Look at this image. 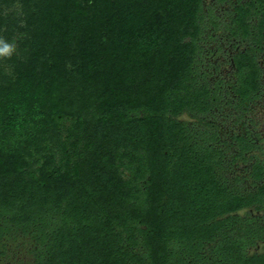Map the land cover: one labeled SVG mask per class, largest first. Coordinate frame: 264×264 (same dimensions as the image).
Instances as JSON below:
<instances>
[{
    "label": "trees",
    "instance_id": "trees-1",
    "mask_svg": "<svg viewBox=\"0 0 264 264\" xmlns=\"http://www.w3.org/2000/svg\"><path fill=\"white\" fill-rule=\"evenodd\" d=\"M229 2L249 44L211 83L205 0H0V264H264V157L217 121L264 16Z\"/></svg>",
    "mask_w": 264,
    "mask_h": 264
},
{
    "label": "rangeland",
    "instance_id": "rangeland-1",
    "mask_svg": "<svg viewBox=\"0 0 264 264\" xmlns=\"http://www.w3.org/2000/svg\"><path fill=\"white\" fill-rule=\"evenodd\" d=\"M206 6L215 8L217 12L216 20L218 22L217 27H214L212 24H208L203 35V45H204V67L208 72H211L209 78L210 82L214 83L216 79L222 77L226 82L232 79V65L229 63L228 59L230 58L232 47V39L228 38L230 30L229 19L227 13L224 15V12L228 11L231 7L229 0L220 2L219 0H205ZM208 3V4H207ZM231 25V24H230ZM264 46V39L262 40ZM264 48V47H263ZM261 61L264 62V52L261 53ZM212 63L214 67H208ZM264 64V63H262ZM218 67V69H217ZM230 95H227V102L222 107V110L218 112L217 121L221 126V132L226 135L232 136L234 133L245 134L247 130V124L251 122V119L258 120L259 123L255 126L256 132L261 133L262 135V144L264 145V81H263V93L261 97L254 101H233L229 100ZM234 99V97H233ZM236 102V103H234ZM253 126V125H252ZM250 124V127H252ZM245 184V188L248 187V184Z\"/></svg>",
    "mask_w": 264,
    "mask_h": 264
},
{
    "label": "flooded vegetation",
    "instance_id": "flooded-vegetation-1",
    "mask_svg": "<svg viewBox=\"0 0 264 264\" xmlns=\"http://www.w3.org/2000/svg\"><path fill=\"white\" fill-rule=\"evenodd\" d=\"M236 2H237V0H235ZM249 1H251V0H240V3H246V2H249ZM253 1H255V3H256V9L257 10H259V11H261L260 13H261V16L263 17L264 16V3H262V2H259V1H257V0H253ZM208 4V3H207ZM208 8H210V7H208ZM207 8V9H208ZM213 10H214V13L213 14H215L216 15V17H217V12H216V9L215 8H213ZM231 10H233V7H232V5H231V7H230V9L226 12H224V15L227 13V16H225L227 19H229V26H230V30H228V32H229V35H228V38L229 39H232V41L233 42H231V47H232V51H231V55H230V58L228 59V61H229V63H230V61H232V55L235 53V52H237L238 51V49L239 48H241V47H243L244 45H247V44H249L248 42L249 41H247L248 39L247 38H244V37H242V35L240 34V33H238V34H234L232 31L234 30V27H233V20H232V17H231ZM208 24L210 25V24H212L211 22H210V17H208ZM257 21V20H256ZM256 21H254V23H257ZM231 24V25H230ZM258 46H260V47H264L263 46V44H262V41H261V44L260 45H258ZM262 52H264V50L263 51H260L259 52V54H258V57H257V60H258V63H259V66H260V68H261V77H260V82H261V86H260V88H259V90L256 92V95L254 96V97H252L251 98V100H249V101H254V100H257V99H259L260 97H261V94L263 93V81H264V64H262V63H264L263 61H261L260 60V58H261V53ZM232 76H233V70H232ZM234 99H237V102L238 101H242V100H240L239 99V97H237V96H235L234 95ZM258 123H259V121L256 119V120H252L251 119V122L249 123V124H247V130H246V132H245V134H241V133H238V135H243V137H248V138H251L255 143H257V145L259 146L258 147V149H260L261 151H262V155H263V157H264V145L262 144V135H261V133H259V132H256V129H255V126H257L258 125ZM250 124H251V126L252 127H250ZM237 134V133H236ZM259 150V151H260Z\"/></svg>",
    "mask_w": 264,
    "mask_h": 264
},
{
    "label": "clouds",
    "instance_id": "clouds-1",
    "mask_svg": "<svg viewBox=\"0 0 264 264\" xmlns=\"http://www.w3.org/2000/svg\"><path fill=\"white\" fill-rule=\"evenodd\" d=\"M13 51V46L3 40H0V56L11 55Z\"/></svg>",
    "mask_w": 264,
    "mask_h": 264
}]
</instances>
